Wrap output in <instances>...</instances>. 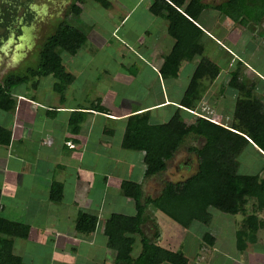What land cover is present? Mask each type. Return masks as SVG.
Masks as SVG:
<instances>
[{
    "label": "crops",
    "instance_id": "crops-1",
    "mask_svg": "<svg viewBox=\"0 0 264 264\" xmlns=\"http://www.w3.org/2000/svg\"><path fill=\"white\" fill-rule=\"evenodd\" d=\"M106 1L108 6L103 8V14L95 17H103L111 25L107 35L117 39L119 47L116 48V59L125 62L127 76L116 77L119 84H114V75L107 74L104 69L93 72V76L86 74L90 69L86 72H70L73 65L77 67L76 62L84 63L77 55H87L91 59L109 45L100 35L91 41L86 37L89 30L73 26L84 34L85 41L73 56H67L74 59L73 62L67 60L65 66L61 61L71 81L60 82L52 76L28 78L22 90L18 87L12 90L14 109L0 112V127L10 133L8 144L0 145V217L28 228L26 238L12 239L11 253L20 258L21 264H111L114 255L106 249L105 244L98 246L102 256L98 262H85V257L94 250L98 235L102 236L105 243L101 226L109 215L133 216L135 213L132 200L120 193V182L139 184L140 203L158 196L164 185L159 188V173L144 177L143 153L123 149L120 142L127 116L142 111L158 113L162 106L178 103V100L163 99L171 96L169 89L178 77L166 84L158 75V68L173 41L166 33V21L149 12L151 0ZM226 1L200 0L204 9L198 16L197 26L204 34V50L210 43L218 47L230 57L224 60L225 65L234 68L229 67L226 70H230L224 73L216 62L208 59L219 67V73L213 81H206L205 92L209 91V101H206L205 111L198 112L195 108L196 114L193 113V116L203 117L231 130L235 99L228 95L227 83V87L222 84L228 82L230 72H240L238 81L243 91L250 92L264 106V56L257 57L255 54L260 50L264 53V15L257 21L246 17L239 19L241 21H232L216 10ZM83 2L77 4L80 13L75 17L76 20L81 18ZM251 4L259 6L260 2L245 0L244 9L252 8ZM133 16L141 28L138 33L134 32L133 36L127 38L119 29ZM117 33L125 41H119ZM245 39H249L247 43ZM232 48L237 53L231 51ZM212 56L215 58V53ZM96 60L101 63L106 61L102 57H96ZM141 66L151 82L150 89H146L145 93L142 86L136 83L143 79L140 75ZM138 90H141V96L146 94L153 98L151 103L133 108L129 106L127 110L117 113L108 110L109 98L118 97L120 93L137 96ZM181 93L180 90L177 94L180 96ZM219 97L221 102L218 101ZM187 139L200 140L201 144L200 138ZM190 148L196 147H186L185 151L189 155L177 161L172 171L174 179L165 182L181 181L196 171L195 156L189 151ZM133 158L136 170L133 168ZM233 162L236 174L264 178V153L250 140ZM167 170L166 162L164 171ZM56 195L58 200H53L52 196ZM150 208V205H145L143 209L140 226L142 235L165 250L180 252L189 264H212L218 258L221 264H245L244 259L251 258L249 247L262 246L261 242L264 241V210L256 209L254 199L248 200L244 214L229 215L208 208L210 221L203 225L207 230L194 233L191 230L197 226L195 223L184 229L183 242L181 238L177 245L178 251L164 240ZM211 210L220 213L219 216L212 219V213L215 212ZM78 213L96 217L97 223L92 233L81 235L74 230ZM245 215H255L261 226L254 234L255 241L247 242L243 249H238L236 231ZM204 233L211 236V246L200 244ZM134 239L133 258L139 252V237L134 236Z\"/></svg>",
    "mask_w": 264,
    "mask_h": 264
},
{
    "label": "trees",
    "instance_id": "trees-1",
    "mask_svg": "<svg viewBox=\"0 0 264 264\" xmlns=\"http://www.w3.org/2000/svg\"><path fill=\"white\" fill-rule=\"evenodd\" d=\"M82 1L84 0H74L70 3L67 15L77 17L80 9L75 3ZM90 1L104 8L108 6L106 0ZM244 1L227 0L217 6L216 10L235 22L241 21L239 19H243L242 17L257 21L264 15V0H259V6L251 4L250 9H244ZM18 6L11 2L7 9L11 21L0 16V26L12 22L16 10L13 8ZM203 9L204 5L200 0H151L149 12L166 21V33L173 41L158 68L159 77L165 81L176 79L185 59L194 56H200V59L187 78L178 103L162 106L170 109L165 115V121H150L148 111L127 116L120 146L143 153V175L149 177L165 170L166 162L173 157L184 139L197 137L201 139V144L198 148L189 149L196 158V171L181 181L165 182L159 195L154 198L144 199L140 203L139 184L132 181L120 182V193L132 200L135 213L133 216L111 214L102 222L101 234L105 238V247L114 255L111 264H189L180 252L165 250L142 235L140 226L145 205L152 206L183 229L194 223L207 225L210 221L208 208L229 215L244 214V206L248 200L254 199L256 209L264 210V178L236 174L233 162L244 145L248 144V140L264 153V106L250 92L243 91L238 81V71L230 72L228 81L229 89L238 93L233 104L231 130L196 116L193 122L186 124L180 115L196 113L195 105L204 90L202 82L213 81L219 73L216 64L202 57L204 34L197 26V19ZM28 22H31L29 14L24 17L23 23ZM84 41L85 36L81 31L64 20L57 23L53 33L41 45L35 68H26L23 73L8 74L2 79L0 112L14 109L12 90L23 85L28 78L52 76L60 82L71 81L61 63L60 55L73 56ZM9 139V131L0 127V145H7ZM52 199L58 200V196H52ZM96 223L95 216L78 213L74 230L78 234L88 235L94 231ZM260 226L255 215H245L236 231V247L243 249L247 242L253 243L254 234ZM27 232L25 225L0 217V264H21L20 258L11 253L12 239H24ZM134 236L139 237V252L133 258L131 252ZM201 243L211 246V236L202 234Z\"/></svg>",
    "mask_w": 264,
    "mask_h": 264
},
{
    "label": "rangeland",
    "instance_id": "rangeland-1",
    "mask_svg": "<svg viewBox=\"0 0 264 264\" xmlns=\"http://www.w3.org/2000/svg\"><path fill=\"white\" fill-rule=\"evenodd\" d=\"M65 0H0V16H3L5 20L8 22L11 21L10 19V13L8 12V7L11 5V2H13L15 5H19L17 7V11L14 14V19L16 22H18L17 28L8 27L9 23L5 26H0V83L2 79L7 76L8 74H18L23 73L26 68H35L38 62V53L40 51L41 45L44 40L48 36H50L57 23L60 21H65L71 26H77L80 29H87L89 32L86 35L88 39L91 41H95V36H99L104 39L105 41H108V46H105L101 49V52H97L95 56L91 59L88 58L87 55L79 54L77 55L78 58H81V60H84V63L82 62H76L77 67L73 65L71 69H69L70 72L74 71H82L86 72L88 69H90V72H86V74H89L93 76V72L98 73V71H101L104 69L107 74L114 75L113 83L119 84L116 81V77H120L121 75H126V68L124 61H119V59H116V48L119 47L118 42L114 40L113 38H110L107 34L110 32V24L109 22H106L103 17H95L97 14L100 13L103 14V8L99 6L98 4L90 1V0H84L83 4L81 6L82 14L81 18L76 20L75 17L72 15H67L68 13V6L69 4L64 2ZM67 1V0H66ZM74 0H68L69 3H72ZM64 2V4H63ZM111 3V1H109ZM108 3V2H107ZM80 4V3H75ZM26 5V6H23ZM27 9H26V8ZM107 8V7H105ZM6 11V13H5ZM30 12V13H29ZM31 14L35 16V19L32 22L23 23L24 22V16ZM5 14V15H4ZM13 19V20H14ZM20 22V23H19ZM93 24V25H92ZM16 27V24L14 25ZM93 26V28H89ZM8 28V29H6ZM141 28L140 24L135 22V17H131L126 21V23L122 26V28L119 29V32H123V34L128 38L130 36H133L134 32L138 33V30ZM21 29L24 31V33L21 32ZM131 31V32H130ZM116 37H119V34H116ZM125 41L123 38L119 37V41ZM249 39H245V42L247 43ZM95 43V42H94ZM128 44V42H126ZM121 44V43H120ZM121 48L123 49L124 46L121 44ZM126 48V47H125ZM218 47H213L210 43L205 50H203L202 57L206 59H210L217 63V65L222 69V72L226 73L228 72L226 69L234 68V66L231 67V65L227 66L225 65L224 60L230 59V57H227L226 53L224 51L217 49ZM204 49V47H203ZM234 53H237V50L235 48L230 49ZM215 53V58L211 57V54ZM100 57H99V55ZM257 57L264 56L263 51H257L255 53ZM61 61L64 62V65L66 66L67 60H71L73 62L74 59L67 57L65 54H61ZM97 58H104L106 61L104 63H101L100 61L96 60ZM243 58V56H241ZM263 58V57H262ZM200 59V56H194L189 59H185L182 62L181 67L179 68L178 72V78L172 83L173 87L169 89V97L163 98V99H170V100H178L179 95L177 93L182 91L184 85L186 84V80L188 76L190 75V71L193 70L195 64ZM89 62V63H88ZM88 63V64H87ZM74 64V63H73ZM87 64V65H86ZM86 66V68H84ZM141 73L140 75L143 77V79L139 83L142 86L143 92H147L150 89L151 82L149 83V75L147 72L143 70V67L141 66ZM221 72V73H222ZM240 72H238L239 74ZM129 75V74H128ZM240 75V74H239ZM152 76V75H151ZM230 77V76H229ZM241 77L239 76V79ZM229 81V80H228ZM169 81H165V83H169ZM228 82H222L224 86L227 87ZM205 84L206 81L202 82V88L204 90L202 91L200 95L199 101H197L195 108H197L196 111L201 112L205 111L206 107V101H209L207 94L208 90L205 92ZM209 84V83H208ZM207 84V85H208ZM222 85V86H223ZM169 86V85H167ZM17 89L22 90L23 85L18 86ZM147 89V91H146ZM173 92H170V91ZM172 93H175L172 95ZM228 95H232L235 99L238 96V93L236 91H233L229 89ZM123 93H120L118 97H111L110 102L107 105L108 110L111 113H117L122 112V110H127L130 106L137 107L139 105H146L151 103L153 98L145 96H141V90L136 91V95L132 96H126L122 95ZM161 99V98H156ZM218 99L214 98L213 100ZM220 100V101H219ZM227 100V99H226ZM232 100V99H231ZM219 102H221V97L218 99ZM216 102V101H214ZM170 111L168 108H161L158 113L154 111H150L149 118L150 121L154 123H162L165 121L166 117L165 115ZM195 111V110H194ZM159 114L158 116H156ZM180 114L182 117V120L189 124L193 122L194 117L191 114L184 113ZM188 114V116L186 115ZM196 114V113H195ZM200 140L194 141L193 139H184L183 143L180 145V147L175 152L174 158H171L167 161V171H163L159 173L158 175L160 178L159 188L162 187V185L165 183V181H169L174 179L172 176V171L177 164V161H181L189 155L185 149L188 146H195L198 148L200 146ZM196 160V158H195ZM134 158L132 159L133 168L136 170V166H134ZM196 167V162H194ZM151 212H154V216L156 217L157 221H155L156 225H158V229L160 230V233L162 236H164V240L169 241L170 245H174L171 247H175V251H178L177 245L181 242H183V236L185 230L181 227L177 226L172 221L168 220L165 216H163L161 213H159L157 210H155L152 206L149 209ZM212 212H215L211 210ZM220 213H212V219H215L216 216H219ZM207 227L203 225H198L193 227L191 231L194 233H202L203 231H206ZM200 235V234H198ZM246 242L247 239L245 238ZM262 246H254L251 248L249 247V256L251 258L246 257L244 259L245 264H264V241L261 242ZM104 241L102 239L101 235H98L97 241L94 243V250H91L88 252V256L85 257L86 261H94L98 262L101 259V253L98 249V246L104 245ZM255 248V249H254ZM138 249V246L135 247V250ZM221 259H215L212 264H221Z\"/></svg>",
    "mask_w": 264,
    "mask_h": 264
},
{
    "label": "flooded vegetation",
    "instance_id": "flooded-vegetation-1",
    "mask_svg": "<svg viewBox=\"0 0 264 264\" xmlns=\"http://www.w3.org/2000/svg\"><path fill=\"white\" fill-rule=\"evenodd\" d=\"M64 2H66V4L68 3L69 4V2H68V0L66 1H64ZM64 2H63V4H64ZM26 6V5H25ZM27 7V6H26ZM25 7V8H26ZM16 9V10H15ZM27 9V8H26ZM13 10H15V12L17 11V7H15V8H13ZM30 13V12H29ZM28 13V14H29ZM15 14V13H14ZM30 16H31V22L35 19V16H33V15H31V14H29ZM25 17V16H24ZM14 17L12 18V22L11 23H9V26L8 27H12V28H17V26H18V22H16V20L14 19ZM20 23V22H19ZM16 24V27L14 26ZM6 29H8V28H6ZM21 32H22V29H21Z\"/></svg>",
    "mask_w": 264,
    "mask_h": 264
},
{
    "label": "water",
    "instance_id": "water-1",
    "mask_svg": "<svg viewBox=\"0 0 264 264\" xmlns=\"http://www.w3.org/2000/svg\"><path fill=\"white\" fill-rule=\"evenodd\" d=\"M22 33H24V31L22 30Z\"/></svg>",
    "mask_w": 264,
    "mask_h": 264
},
{
    "label": "built area",
    "instance_id": "built-area-1",
    "mask_svg": "<svg viewBox=\"0 0 264 264\" xmlns=\"http://www.w3.org/2000/svg\"><path fill=\"white\" fill-rule=\"evenodd\" d=\"M68 146H69V144H68Z\"/></svg>",
    "mask_w": 264,
    "mask_h": 264
}]
</instances>
